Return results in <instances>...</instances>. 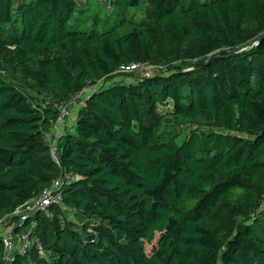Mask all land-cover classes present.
<instances>
[{
    "label": "trees",
    "instance_id": "obj_1",
    "mask_svg": "<svg viewBox=\"0 0 264 264\" xmlns=\"http://www.w3.org/2000/svg\"><path fill=\"white\" fill-rule=\"evenodd\" d=\"M80 2L0 0V219L31 239L0 264H264V0H112L89 30ZM98 83L57 163L55 105Z\"/></svg>",
    "mask_w": 264,
    "mask_h": 264
},
{
    "label": "built area",
    "instance_id": "obj_2",
    "mask_svg": "<svg viewBox=\"0 0 264 264\" xmlns=\"http://www.w3.org/2000/svg\"><path fill=\"white\" fill-rule=\"evenodd\" d=\"M155 69H158V67L142 63H132L129 65H121L116 72L123 74L136 73L139 79H144L145 77H149L154 72H156ZM99 86V83L89 86L83 91L73 95L69 100L57 103L55 105L58 110V113L53 122L52 129L49 133L46 134V138L49 141L53 158L57 163H59L57 155L59 141L65 134L64 127L70 115L71 109L82 105L86 100L90 98V96L98 89ZM73 177V174H66L60 176L53 182L50 187L43 190L41 194L32 198L25 205L18 207L11 214V216H19L20 219L26 221L32 212L45 211L51 214V206H64L61 187L68 183L71 179H73ZM0 235L4 240L5 259L7 261L12 259L14 252L19 251L21 254H25L31 246L29 232H25L15 238L11 234V230H7V227L3 224L2 219H0Z\"/></svg>",
    "mask_w": 264,
    "mask_h": 264
},
{
    "label": "rangeland",
    "instance_id": "obj_3",
    "mask_svg": "<svg viewBox=\"0 0 264 264\" xmlns=\"http://www.w3.org/2000/svg\"><path fill=\"white\" fill-rule=\"evenodd\" d=\"M79 7L75 11V14L71 20V23L80 29L89 30L95 23L103 24L104 18L107 14L113 10L112 0H80ZM191 0H185L186 3ZM82 3V4H81ZM136 12V11H135ZM99 17V18H98ZM101 25H99V30ZM125 29L124 31H126ZM152 74V73H151ZM121 79L108 81L104 86L108 87L115 83H118ZM166 126L177 128L179 130V141H183L187 134L193 127L190 126L188 121L173 122V117L168 116L166 119ZM71 219L75 220V216H71ZM151 248V246H149Z\"/></svg>",
    "mask_w": 264,
    "mask_h": 264
},
{
    "label": "crops",
    "instance_id": "obj_4",
    "mask_svg": "<svg viewBox=\"0 0 264 264\" xmlns=\"http://www.w3.org/2000/svg\"><path fill=\"white\" fill-rule=\"evenodd\" d=\"M80 109V106L78 107H74L71 109L70 115L66 121L65 124V131H75V126H76V121H77V115H78V111Z\"/></svg>",
    "mask_w": 264,
    "mask_h": 264
},
{
    "label": "water",
    "instance_id": "obj_5",
    "mask_svg": "<svg viewBox=\"0 0 264 264\" xmlns=\"http://www.w3.org/2000/svg\"><path fill=\"white\" fill-rule=\"evenodd\" d=\"M254 45L258 48H264V37H262L261 39H259L258 41H256L254 43Z\"/></svg>",
    "mask_w": 264,
    "mask_h": 264
}]
</instances>
